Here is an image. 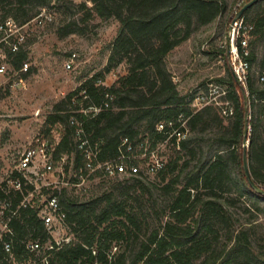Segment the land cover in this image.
Listing matches in <instances>:
<instances>
[{"label":"trees","instance_id":"trees-1","mask_svg":"<svg viewBox=\"0 0 264 264\" xmlns=\"http://www.w3.org/2000/svg\"><path fill=\"white\" fill-rule=\"evenodd\" d=\"M250 1L235 0L229 22ZM90 2L92 5L87 0L77 3L85 13L82 22L96 16L119 20L109 62L116 65L125 61L127 72L112 85L103 84V74L95 73L53 105L45 121L50 126L44 131L50 137L52 125L64 127L54 151L56 162L67 155L74 157L75 168L85 165L86 156L75 136L76 124L71 121L74 115L84 119L102 160L116 157L126 137L136 146L148 137L153 143L163 139L164 132L157 128L160 122L168 128L170 121L179 125V117L187 119L190 135L181 141L180 148L172 147L166 166L156 174L166 199H152L158 223L149 233L143 230L146 215H140L133 204L140 199H130L131 189L154 196L151 185L155 182L146 181L148 178L142 174L109 177L117 179L112 189L91 199H80L65 186L57 189L73 237L50 251L47 264H264V232H257L255 222L264 214V195L249 183L243 161L246 93L251 129L248 161L253 179L264 187V0H258L242 14L253 25L247 55L238 43L242 58L249 62L246 86L234 74L226 43L218 50L225 73L214 81L225 86L221 100L233 106L229 115L223 111L225 106L215 100L193 107L195 95L180 91L167 66L172 50L200 26L224 13L225 0ZM71 3L72 0H0V21L13 17L22 25L43 7L69 11ZM78 24L71 19L61 30L65 34L83 32L84 27ZM29 42L15 52L6 45L9 65L14 70L20 69L29 57ZM110 69L111 65L107 71ZM32 71L33 67L27 74ZM202 86L209 91L208 83ZM105 102H109L108 106H104ZM101 104L97 113L81 111ZM69 166L67 163V171ZM17 176L20 174L15 172L11 178ZM129 178L134 182L125 185ZM123 184L121 191L117 187ZM30 188V184H24L22 190ZM22 190L8 186L5 180L0 197H8L17 205L23 197ZM240 196L251 200L244 207L251 215L246 221L236 212ZM10 225L15 231L17 260L45 264L23 243L26 238L43 243L53 239L37 210L22 206Z\"/></svg>","mask_w":264,"mask_h":264},{"label":"rangeland","instance_id":"rangeland-1","mask_svg":"<svg viewBox=\"0 0 264 264\" xmlns=\"http://www.w3.org/2000/svg\"><path fill=\"white\" fill-rule=\"evenodd\" d=\"M72 1L69 11L51 7L54 14L52 21L46 22L43 26L31 24L24 29L26 37L31 41L27 46L29 50L27 60L31 68L33 67L31 73L24 75L25 83L13 85L15 71L9 65L7 46L2 45L0 48L1 59L8 63L7 73L0 74V186L15 169L23 150L31 142H35L38 135H45L44 129L50 126L45 122L46 117L57 101L95 73L103 74V84L112 85L119 76L127 72L125 61L116 65L109 62L111 43L117 36L119 20L114 16L105 18L96 16L84 23L81 17L85 13L77 5L84 0ZM87 1L88 5H92L90 0ZM234 1L225 0L226 9L217 20L200 26L167 56V66L183 94L195 95V99L198 94H205L208 98H216L217 103L226 105L227 101L221 100L223 93H220L225 86L217 84V90L214 89L216 87L214 79L225 73L224 61L218 50L227 41L231 24L229 17L235 8ZM71 19H76L79 27H84L83 32L65 34L61 30ZM229 58L232 65L233 59ZM68 61H71L72 68H67ZM109 65L111 69L107 71ZM203 82L213 87L210 93L202 86ZM202 105L192 104L193 107ZM248 129L251 130L250 127ZM49 134L50 137L54 135L61 139L64 127L61 124L52 125ZM73 162L74 157L68 156L66 164L70 165L67 171L70 176L73 172ZM59 173L57 169L52 179L58 178ZM125 175L130 177L129 174ZM144 177L148 178L146 181L155 182V185H151L154 196L152 197L149 192L143 195L139 189H131L130 199H140L135 200L133 204L137 205L140 215L143 213L146 215L143 230L144 233H149L158 223L152 199L162 201L166 197L159 189L162 182L156 174ZM116 181L117 179L109 177H91L83 188L67 187L80 199H91L110 191ZM133 182L134 180L129 178L125 179L124 184ZM124 184L117 188L123 191ZM249 202L251 200L247 196H240L237 200L236 212L242 217V221L251 216L244 210ZM255 222L257 232H264V214ZM58 235L73 237L66 222L59 226Z\"/></svg>","mask_w":264,"mask_h":264},{"label":"built area","instance_id":"built-area-1","mask_svg":"<svg viewBox=\"0 0 264 264\" xmlns=\"http://www.w3.org/2000/svg\"><path fill=\"white\" fill-rule=\"evenodd\" d=\"M54 14L51 11V6L43 7L40 12L30 21L25 24H17L13 17H8L4 21H0V48L2 45H7L11 51L15 52L24 45L28 37H26L24 29L31 24L43 26L46 22L52 21ZM232 26L230 30L232 49L230 57L233 59V69L238 75L240 81L246 86V79L248 74L249 62L242 58L238 43L240 42L244 53H249V40L251 38V30L253 25L248 24L244 17L241 16L234 22L231 21ZM67 68H72L71 61L66 63ZM31 69L28 60L22 63L18 70H14L13 85L25 83V76ZM8 63L1 59L0 54V74L7 73ZM214 89L217 88V84ZM213 87H210L209 93ZM217 90V89H216ZM222 88L220 93H225ZM112 98V95H108ZM205 94H198L192 104H205L211 101H217L216 98H206ZM109 102H105L104 106H108ZM103 105H92L89 108L82 109L85 114L89 112L97 113L102 109ZM90 110V111H89ZM225 114H232L233 106L227 101L224 107ZM72 123L76 124V140L79 147L86 156L84 166L75 168L73 166L72 175H68L66 169L67 155L56 162L54 151L56 145L61 139L58 136L49 137L47 135H38L35 142L23 150L18 164L15 169L11 171L7 178L8 186L15 189L22 190L24 184H30L32 188L23 191V197L20 202L15 205L13 200L5 197H0V264H28L27 261L19 262L17 260L14 246L15 231L10 225L13 217L19 215L20 208L24 205H29L31 208L37 210L38 216L41 217L47 230L52 235L53 239L48 242H41L40 239L26 238L23 240L26 249L33 251L36 255H40L45 264L48 263L50 251L60 248L65 242L71 238L69 236L58 235L59 226L65 223L66 213L60 201L59 194L56 192L61 187L74 186L83 188L84 184L91 177H114L117 175H136L142 174L144 176L157 174L163 169L171 154L173 146L181 147V141L190 135V128L187 119L178 118L179 125H175L174 121H170L167 128L165 122L158 123V130L164 132V138L154 141L149 137L141 142L138 146L134 144L129 137L123 139L119 154L110 159H100V151L97 143H93L90 139L89 133L84 126V119L74 115L71 118ZM53 129L51 130L52 133ZM50 133V134H51ZM62 138V137H61ZM138 162H134V161ZM59 166V168H57ZM60 171L59 177L52 179L54 173ZM72 169V167H71ZM15 172L20 176L11 178ZM23 179L25 181H23ZM24 182V184H23ZM7 192V190H6ZM117 247L114 248V250ZM93 264H99L95 262Z\"/></svg>","mask_w":264,"mask_h":264},{"label":"water","instance_id":"water-1","mask_svg":"<svg viewBox=\"0 0 264 264\" xmlns=\"http://www.w3.org/2000/svg\"><path fill=\"white\" fill-rule=\"evenodd\" d=\"M258 0H251L250 2H248L247 4H245L239 11L238 13L234 16L232 22H234L236 19H238L239 17L242 16V14L244 13V11L249 8L251 5H253L255 2H257ZM232 26L230 25L229 27V32H228V36H227V41H226V47H227V54L228 56L231 55V49H232V42H231V35H230V30H231ZM235 76L239 79L238 75L236 74L235 70L233 69ZM240 80V79H239ZM245 97V105H246V129H245V136H244V151H243V161H244V169H245V174L246 177L249 181V183L251 184V186L254 188L255 191L261 193L264 195V187L260 186L258 183H256V181L253 179L252 177V173L250 170V166H249V161H248V146L250 143L249 140V102H248V98H247V94H244Z\"/></svg>","mask_w":264,"mask_h":264}]
</instances>
